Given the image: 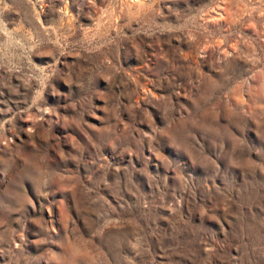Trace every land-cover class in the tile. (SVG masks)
Masks as SVG:
<instances>
[{"label": "rangeland", "instance_id": "374dc122", "mask_svg": "<svg viewBox=\"0 0 264 264\" xmlns=\"http://www.w3.org/2000/svg\"><path fill=\"white\" fill-rule=\"evenodd\" d=\"M0 264H264V0H0Z\"/></svg>", "mask_w": 264, "mask_h": 264}]
</instances>
